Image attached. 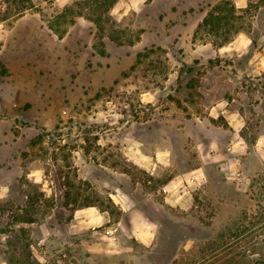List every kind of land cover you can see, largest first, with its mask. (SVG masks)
Returning <instances> with one entry per match:
<instances>
[{"label":"rangeland","instance_id":"1","mask_svg":"<svg viewBox=\"0 0 264 264\" xmlns=\"http://www.w3.org/2000/svg\"><path fill=\"white\" fill-rule=\"evenodd\" d=\"M113 1L0 0V21L10 24L20 10L40 11L39 25L55 30L32 34L39 47L30 33L21 35L18 51L28 56L18 59L0 42V264H207L218 253L217 264H262L255 262L260 252L232 259L223 239L264 208V144L256 145L264 136V68L249 62L264 60V0L227 11L228 26L209 34L210 27H201L198 34V41L224 44V32L232 38L243 29L253 47L203 56L191 66L173 38L158 44L146 33V42L156 40L142 47L144 28L134 24L141 19L116 20ZM41 37L49 39V54ZM203 93H212L211 101L225 94L241 112L247 152L229 149L232 133L223 115L209 130L195 124L181 134L176 128L183 115L197 117L177 112L178 105L199 107L207 101ZM166 144L171 159L151 172L130 158L132 149L153 154ZM212 152L218 157L206 165V181L181 204L165 202L164 186ZM118 185L143 199L156 220L148 245L135 238L108 194ZM90 206L108 210L111 221L68 233L74 211ZM22 219L35 223L30 228ZM53 226L65 233L40 241V227Z\"/></svg>","mask_w":264,"mask_h":264},{"label":"crops","instance_id":"2","mask_svg":"<svg viewBox=\"0 0 264 264\" xmlns=\"http://www.w3.org/2000/svg\"><path fill=\"white\" fill-rule=\"evenodd\" d=\"M68 1L70 0H66V2ZM218 1L219 0H117L111 7V13L118 21L122 20L126 16H128V18L130 16H136L135 18L141 19V21L139 19V21L136 20L134 24L137 27L141 25L144 28L143 35L140 40H138V43L143 44L142 47L148 45L149 43H153V41L156 40V38H153L152 40L150 39L149 42H146V33L151 36H157L158 44H165L166 42L164 39L169 40L173 38L175 43L185 54L183 62L191 66V64L193 65L195 62H198V59H202L203 56L215 58L216 56H225L233 50L243 53L250 49L251 46L253 47V38L243 29L238 30L235 35L224 44H215L209 39L198 41L200 24L204 21V18L212 9L214 2L216 3ZM248 1L249 0H232V3L236 9H243L248 6ZM159 4H161V9L159 8ZM24 12L18 14V17L11 21L10 24L8 23L9 19H2L0 21V42H2L6 47L12 49V53L14 52L13 55L17 59L18 57H24L23 54L28 56L26 53L27 51H23L21 49V51H18V42L20 41L19 38L21 35H27L30 33V42L36 43L38 46L39 41L38 39L33 38L32 34L40 32L41 29L44 31H46V29L52 32L55 31L51 25H47L46 29L42 27V25H39L40 22H42L40 11ZM152 28L155 31L151 32ZM156 28L158 30H156ZM50 38L52 41L53 33ZM41 40H44V42L46 41V53L49 54L48 37L47 40L41 37ZM34 49L35 48L31 51H34ZM249 62L250 64L254 62L256 66L257 64H261V67L264 68V60H253ZM23 64L27 63L23 62ZM8 66H11V64L8 63ZM221 66L223 65L216 64L214 67H218V70L223 71L226 74V70L224 68H219ZM235 73L238 74V71L235 70ZM229 77L231 78L232 76ZM212 93H203L204 98H206L207 101L199 107L195 106L193 102L187 104L186 107L183 105L185 102L182 101V105H178L177 112L181 113L186 111V113H192V115H196L197 117H187L183 115L178 119L179 121L177 122H179L180 125H177L176 128H180V131L182 132L181 134H183V131H186V127L195 124H197L198 127L204 126V128L208 129L212 126L215 119H218L219 116L223 115L229 124L228 129L232 133L231 139H233V142L229 146V149L232 152L236 151L235 154L247 152V150L245 151L247 147L246 140L239 133L244 124L241 112L239 110L232 109L230 98L225 94L211 101ZM144 98L150 99V96L148 94H144ZM235 100L236 98H232V101ZM196 119L199 120V123L196 122ZM166 122L172 126V124H175L176 121L173 118H168ZM243 143H245V145ZM261 143L264 144V136H259L256 145ZM209 148L212 150L214 149L212 146H209ZM131 152L129 153L130 158L135 163L142 164L146 171L151 172L152 169H154L153 165L156 164V162L165 164L171 159L170 156L172 148H169V144H166L165 148H160L153 154H148L142 150H140V152L137 150L135 151L134 149H132ZM209 156L200 158L201 161L198 165H195L190 169H186L183 172L180 171L164 186V191L166 192V195L164 196L165 202H175L176 204H181L183 199L187 197V194L191 193L190 189L196 188L206 181V165L215 160V158L218 157V154L216 152H212ZM237 157L241 159V157L237 155L233 158L237 159ZM222 165H224V163ZM107 192L112 196L114 202L119 205L120 210L123 212L122 217L128 221L131 228L130 230H132L135 238L147 245L151 243L154 240V229L157 226V222L141 206L142 201L146 204L145 201L143 199L137 200L130 192L125 191V189L119 185L113 186L112 189L107 190ZM150 197H152L151 193H149L146 198L150 199ZM93 208L94 211H92ZM110 221L111 214L108 210H101L96 206H90L75 210L72 217H70L67 223H65V226L68 233L70 232L73 235H77L83 230L96 228L107 224ZM140 221L144 224V227L142 228H140ZM18 222L19 224H24L30 228L35 223L33 219H22ZM117 224L120 225L121 220L118 221L116 225ZM54 225L58 226L60 224L57 223ZM116 225L114 226L116 227ZM57 226H53V228L51 227L49 229L45 228L46 226L40 227L42 228L40 241H46L48 234L51 236L55 234V236L60 237L61 234L65 233L63 232V229L58 228ZM116 229H118V227ZM67 264L74 263L70 262Z\"/></svg>","mask_w":264,"mask_h":264},{"label":"trees","instance_id":"3","mask_svg":"<svg viewBox=\"0 0 264 264\" xmlns=\"http://www.w3.org/2000/svg\"><path fill=\"white\" fill-rule=\"evenodd\" d=\"M31 1V0H28ZM117 0H114L112 4H114ZM226 0L220 2L221 4L214 6L208 15L204 18V21L200 24L201 27H210L209 33L217 30L218 28L222 26H228L230 24V21L232 20V17L229 16L226 12L235 10L236 7L233 3H231V9L226 8ZM224 5V6H222ZM30 7H33L31 5ZM27 9V7L25 6ZM24 10H20L18 14L23 12ZM220 13H223V15H220ZM238 31V30H237ZM236 31V32H237ZM227 32H224L225 34V41L228 42L230 40V36L227 35ZM141 53H139L140 55ZM246 218L248 215L245 216ZM264 234V208H259L256 210V213L254 215H251L249 220L242 219L240 221V224L238 227L229 232L228 234H225L224 241V250L226 253L228 252V255H232L234 257L235 255L237 257H249L251 252H254V254L259 253V257H256L255 262L264 264V237L262 238L261 235ZM217 259H219V253L212 256L207 262V264H217ZM230 259V257H229ZM227 260L228 262H231L232 258L230 260Z\"/></svg>","mask_w":264,"mask_h":264}]
</instances>
